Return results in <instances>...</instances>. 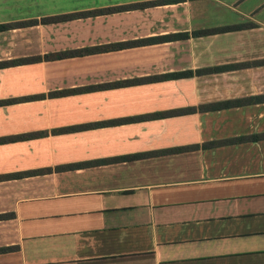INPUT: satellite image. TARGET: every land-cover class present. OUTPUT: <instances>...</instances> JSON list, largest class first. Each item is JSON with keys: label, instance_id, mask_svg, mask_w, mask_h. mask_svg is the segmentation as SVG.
<instances>
[{"label": "crops", "instance_id": "obj_1", "mask_svg": "<svg viewBox=\"0 0 264 264\" xmlns=\"http://www.w3.org/2000/svg\"><path fill=\"white\" fill-rule=\"evenodd\" d=\"M151 0H0V23ZM254 26L193 36L192 31ZM188 32L0 67V264H264V139L58 166L264 132V102L55 131L264 95V0H182L0 31V61ZM236 65V66H232ZM223 70L63 95L151 75ZM232 66V67H230ZM50 170L5 178L30 170Z\"/></svg>", "mask_w": 264, "mask_h": 264}, {"label": "trees", "instance_id": "obj_2", "mask_svg": "<svg viewBox=\"0 0 264 264\" xmlns=\"http://www.w3.org/2000/svg\"><path fill=\"white\" fill-rule=\"evenodd\" d=\"M179 1H182V0H151V1L136 2V3L123 4V5H116V6H111V7H103V8L84 10V11L45 16V17H42L39 21L37 19H32V20H26V21L0 23V31L14 28V27H24L28 25L38 24V22L58 23V22L73 20L76 18H85L89 16L109 14V13L120 12V11H125V10L142 9V8L153 6V5L173 3V2H179ZM251 26H254V23L248 22V23H241V24H234V25L198 29V30L192 31L191 34L193 36H199V35L235 30V29H240V28H247ZM188 36H189L188 32H180V33L159 36L155 38L151 37V38H144V39H138V40L112 42V43H106V44H101V45H96V46L67 49V50H62V51L55 52V53H47L44 55H35L31 57H20V58L9 60V61H0V67H5L11 64L16 65V64H22V63L38 62L42 60H57V59H62V58H67V57L82 56V55L99 53V52L113 51V50L123 49L126 47L148 44L151 42H156L158 40L180 39V38H186ZM254 63L264 64V59L255 61ZM232 66H236V65H232ZM225 68H228V67L218 66V67H212V68L196 69L194 71L186 70V71L151 75V76H145V77H137V78L120 80V81H115V82L91 85L87 87H79L75 89H64V90L53 91V92H50L49 95L72 94L76 92H83V91H89V90L106 89V88L148 83V82H154V81H160V80H166V79L188 77V76H192L193 74H204L208 72L223 70ZM25 98L27 97L0 100V104L20 101ZM259 102H264V95L250 96L246 98L225 100V101H219V102H212L208 104L199 105L198 107L194 106V107H187V108H181V109L160 111V112H155L151 114L118 118V119H113L110 121L74 125L70 127L59 128V129H56L55 131L79 130L83 128H90L92 126H97V125L101 126V125H106V124H119L123 122L135 121V120L156 119V118H163V117L172 116V115L192 113L197 110H200V111L218 110L222 108H230V107H234L238 105H245V104H252V103H259ZM34 135H38V133L1 137L0 142L2 143V142H8V141L21 140L23 138H31ZM260 139H264V132L253 133L249 135H241V136L226 138V139H221V140L208 141L201 145L192 144V145H186V146H178V147H172V148L163 149L159 151H153V152L150 151V152H145V153H136V154H130V155H123L119 157L96 159V160L85 161V162H80V163L62 165V166H58L57 169L67 170V169H73L77 167L99 165V164L114 162L118 160H131L135 158H141L144 156H151L156 153L182 152V151L197 149L199 147L207 148L211 146H217V145L229 144V143H235V142L258 141ZM47 170H50V169L46 168V169H41V170H30V171H24V172H19V173H12L8 175H4L3 177L5 178L23 177V176L37 174L39 172H44ZM7 216H8L7 214L0 215V217H7ZM11 248L13 247L0 248V251H5Z\"/></svg>", "mask_w": 264, "mask_h": 264}]
</instances>
